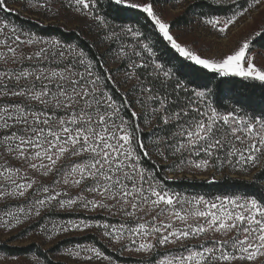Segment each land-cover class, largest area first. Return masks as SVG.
Masks as SVG:
<instances>
[{"label": "snow or ice", "instance_id": "1", "mask_svg": "<svg viewBox=\"0 0 264 264\" xmlns=\"http://www.w3.org/2000/svg\"><path fill=\"white\" fill-rule=\"evenodd\" d=\"M97 2L70 0V5L75 11L92 15L106 26L105 17L94 14ZM231 2L235 4L236 0ZM260 2L252 0L247 8H240L229 17L205 16L204 23L223 33L238 16ZM114 3L146 14L179 57L193 62L207 73L264 84V67L258 66L256 57L251 54V38L245 39L238 49L222 58L202 57L179 43L170 33V24L155 11V0L144 3L114 0ZM46 4L47 0L38 6L45 7ZM0 9L11 11L6 7V0H0ZM7 28V22L0 25V37H3L0 38V46L6 49L0 51V61L22 64L25 60H35L37 63L28 68L0 71V97L27 101L0 105V129L4 130L0 136V147H3V152H0V200L25 197L37 183L22 171V166H12L7 156L40 171L43 176L54 172L62 175L52 187L41 185L39 191L43 196L35 199L32 208L21 206L15 212L4 210V216L8 218L4 221L5 227H11L13 220L16 224L22 222L18 213L26 217L33 213L40 216L42 210L56 205L60 210L68 211L79 204L85 209L91 206L92 209L115 210L114 214L128 217L129 220L119 224L104 223L97 227H103V235L117 242L127 239L135 245L139 238L136 252H151L156 244H179L183 249L176 254L163 255L158 264H236L237 261L245 264L264 258V202L254 196H217L208 200L204 196L188 198L167 191L162 182L140 166L137 147L143 150L144 156L148 152L137 136L139 125L133 126L121 115L123 106L118 107L112 96L101 87L103 80L93 72L92 62L85 60L83 51L77 52L72 44L64 46L60 41H44L34 33H20L14 26L5 32ZM124 30L135 38L143 36L139 28L132 25H127ZM22 35L27 38L22 39ZM255 35L260 36L261 33ZM37 43L49 47H40L31 55L23 53L22 45ZM141 43L143 49L155 57L151 41ZM119 55L127 56L128 53L121 48ZM134 55L139 56L140 53L134 52ZM153 62L157 75L162 73L165 78L173 75V68L165 70L163 64ZM140 67L146 65L133 61V70L126 76L139 80L135 69ZM176 87H185L184 82L178 81ZM141 92L147 94L143 103L158 101L160 107L154 108V113L165 110L166 98L153 95L151 87H142ZM192 92L200 107L190 103L187 108L162 117L165 124L170 120L177 122V131L173 133L175 140L168 144L173 154L202 155L198 161H190L198 169L208 168L214 159H219L220 152L225 153L229 164L235 160L236 164L256 166L259 154H264V114L245 115L241 109L219 111L209 99L207 85L200 90L194 88ZM193 112L195 115H190ZM131 116L133 120L138 118L135 111ZM158 151L164 155L163 151ZM81 157L83 159H73ZM66 159L71 163L65 168L60 162ZM89 180L92 183L85 184L82 193L75 197L69 195L67 188L79 187ZM61 183L66 188L58 190ZM83 192L93 194V198L88 199ZM88 227L91 225L85 221H68L66 224H53L51 232L59 234ZM209 232L227 238L214 239L211 246L202 244L199 248L187 247L183 243ZM68 252L74 257L85 254L83 258L89 261L111 259L96 247L77 245L75 250L69 249ZM261 264H264V259Z\"/></svg>", "mask_w": 264, "mask_h": 264}, {"label": "trees", "instance_id": "2", "mask_svg": "<svg viewBox=\"0 0 264 264\" xmlns=\"http://www.w3.org/2000/svg\"><path fill=\"white\" fill-rule=\"evenodd\" d=\"M251 2L252 0H236L233 4L231 0H221L219 3L217 0H155L154 7L182 5V11L170 21V30L174 31L203 21L205 16L229 17L240 8H247ZM6 7L11 11L6 12L0 9V19L9 25L20 31L34 33L41 38L56 39L64 45H75L78 51H83L85 60L92 62L93 72L102 78L101 87L112 96L118 107L123 106L121 115L133 126L139 125L137 136L148 152V155L144 156L143 150L137 147L140 166L146 169L155 180L162 182L166 190L179 194L204 196L206 199H214L217 196H254L264 202V159L261 168L251 178L231 175H224L218 179L177 176V164L181 161L185 162L189 153L173 154L168 144L175 140L173 133L177 131V122L170 120L168 124H165L162 119L165 114L187 108L190 103L200 107L192 89L200 90L203 85H207L210 89L209 99L219 111L241 109L242 114L245 115H262L264 114V84L240 77H218L207 73L193 62L179 57L155 29L150 19L146 18V14L116 5L114 0H98L97 8L93 10L94 14L104 16L107 25L102 26L101 34L92 33L91 36L77 27L68 28L57 22L46 23L41 19L25 15L7 0ZM127 25L139 28L143 36L135 38L127 33L124 30ZM260 33V36L253 38L252 45L254 48L264 50V26ZM141 41L144 43L151 41V47L156 53L155 57L143 49ZM121 48L125 49L127 56L119 55ZM134 52H139L140 55H134ZM133 61L137 64L143 63L146 67L136 68V76L140 79L137 80L134 77L132 83H129V78L123 76L133 70L131 68ZM153 61L163 64L165 70L173 68V75L170 78H165L162 73L157 75ZM26 66L27 63H22L17 70ZM80 70L83 68L81 67ZM109 76L111 79H108ZM178 81H183L185 87L178 89L176 87ZM142 87H151L153 95L166 98L165 110L153 112L154 108L160 107L158 101L149 100L143 103L147 94L141 92ZM22 101L27 103L24 99ZM133 111L138 116L135 120L131 116ZM3 134L4 130L0 129V136ZM158 149L164 152L163 156L159 154ZM170 174L175 176L170 177ZM76 244H92L119 262H142L140 259L119 255L93 233L63 239L51 249H44L37 243L17 246L0 240V252L8 256L35 255L47 264H66L53 260L51 254L60 251L64 246Z\"/></svg>", "mask_w": 264, "mask_h": 264}, {"label": "rangeland", "instance_id": "3", "mask_svg": "<svg viewBox=\"0 0 264 264\" xmlns=\"http://www.w3.org/2000/svg\"><path fill=\"white\" fill-rule=\"evenodd\" d=\"M10 1L12 6L18 9L20 12L31 17H35L45 21L46 23L57 22L66 25L68 28L77 27L83 30L89 36L93 34H101L102 26L98 21H96L92 15L84 14V12H77L74 10V7L70 5V0H47L45 7H39L38 5L44 3L45 0H7ZM15 1V3L13 2ZM137 3H144L147 0H134ZM11 7V6H10ZM91 8V6H90ZM182 5H168L163 8H155L157 14L165 22L170 24V21L178 13L182 11ZM5 21L0 19V25ZM8 24V23H7ZM9 25V24H8ZM264 26V0L254 7L248 8V11L242 16H238L236 22L233 25H230L228 29L221 33L218 29L213 28L211 25H207L203 21H198L196 24H193L190 27L174 30L170 33L177 39L179 43L184 46H187L195 50L202 57L207 58H222L226 55L231 54L233 51L238 49L240 44L245 40L253 38L256 36L257 32H260L261 28ZM12 25H9V28L5 29V32H9ZM16 28V27H15ZM17 29V28H16ZM20 33H27L20 31ZM36 36V35H35ZM38 37V36H36ZM3 38V37H0ZM22 39L27 37L23 36ZM41 38V37H38ZM44 41H57L56 39L42 38ZM61 45H64L61 43ZM66 46V45H64ZM40 47H49V45L43 43H37L32 45H22V51L25 55H31L33 52L38 50ZM0 51H6L3 46H0ZM77 52H79L77 50ZM251 54L256 57L255 62L258 66L264 67V50L254 48L251 44ZM23 63H27L28 67L34 66L37 62L25 60ZM21 64H13L9 61L5 64L3 61H0V71L2 70H17ZM54 66V65H53ZM127 77V76H123ZM133 79H129V83H132ZM2 99V100H1ZM0 104H11L23 102L22 98L17 97H1ZM0 152H3V147H0ZM219 159H214L210 166L206 169L204 168H195L190 161H198L202 158L194 154H189L187 160L183 163H179L176 166L177 176H187V177H197L200 179H218L224 175L239 176L245 178H251L253 174L262 166V161L264 159V154H259L258 159L259 163L256 166L236 164L233 160L232 164H229L225 160V153L220 152ZM9 163L14 166H22V171L27 172V174L35 179L37 183L34 185V189L29 190L25 197H8L7 199L0 200V240L7 241L11 245H28L30 243H37L42 246L44 249H51L61 240L69 238L82 236L89 233L96 234L111 250L118 253L123 257H131L134 259H140L142 262L138 263H124L119 262L114 259L104 260V259H93L91 261L85 260L83 255L79 257H74L69 254V249H76L77 245L81 247H95L92 244H76L70 246H64L60 251L52 253V258L55 261H61L66 264H158L159 259L168 253H179L183 249L179 244H167L161 246L156 244V247L151 252H136L135 248L138 246L140 240L137 238V244H131L127 239L122 243L113 240L111 237L104 236L103 227H97V225H103L104 223L108 224H119L122 221L129 220L128 217H125L122 214H114L115 210L112 212L106 209H92L91 206L85 209L84 207L77 204L71 210L64 211L58 208V205L55 207L44 209L41 211L40 216L33 214L25 216L23 213H18L21 219L20 224H16L13 220L11 227H5L4 221L8 218L4 216V210L8 211H17L18 207H25L26 209L32 208L34 201L37 197L42 198L43 194L39 191L42 184L48 185L50 187L54 186V181L61 179L60 172L50 173L48 176H43L40 171L33 170L27 166V164L16 160L14 157H6ZM73 159H83L73 158ZM71 163L70 160H63L60 164L64 165L66 168ZM60 167V165H58ZM175 175L170 174V177ZM92 181H86L84 184H81L79 187L67 188V191L70 196L75 197L77 194L82 193V190L85 187V184H91ZM59 189H65L62 183L58 186ZM169 191V190H167ZM171 192V191H169ZM175 193V192H171ZM179 194V193H178ZM88 199L93 198V194L83 192ZM180 196L191 198L192 195L179 194ZM67 198V197H63ZM99 199V197H96ZM214 200V199H208ZM111 203V202H109ZM155 213H153L154 215ZM66 215V216H65ZM143 215V213H139ZM151 217H147L150 219ZM68 221L80 222L85 221L91 225V227L83 228L82 230H70L68 232H60L59 234H54L51 232V226L53 224H66ZM180 226V225H177ZM45 229H48L47 231ZM233 235V234H230ZM227 237H221L218 233L209 232L205 235H202L198 238H190L185 240L183 243L187 247L199 248L202 244L206 246H211V242L214 239H222ZM123 244V246H122ZM97 248V247H96ZM101 251V250H100ZM102 252V251H101ZM90 255V254H89ZM106 255V254H105ZM108 256V255H106ZM109 257V256H108ZM37 258L39 264H47L41 258L35 255L29 256H8L0 252V264H37ZM264 258H258L255 262H245V264H261V260ZM236 264H239L237 261Z\"/></svg>", "mask_w": 264, "mask_h": 264}]
</instances>
